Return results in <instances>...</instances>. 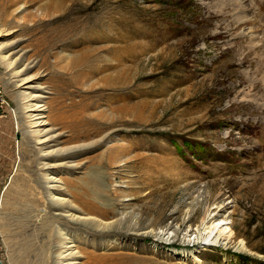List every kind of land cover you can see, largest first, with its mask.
<instances>
[{"label":"rangeland","instance_id":"rangeland-1","mask_svg":"<svg viewBox=\"0 0 264 264\" xmlns=\"http://www.w3.org/2000/svg\"><path fill=\"white\" fill-rule=\"evenodd\" d=\"M0 258L264 264V0H0Z\"/></svg>","mask_w":264,"mask_h":264},{"label":"bare ground","instance_id":"bare-ground-1","mask_svg":"<svg viewBox=\"0 0 264 264\" xmlns=\"http://www.w3.org/2000/svg\"><path fill=\"white\" fill-rule=\"evenodd\" d=\"M246 16V15H245ZM237 19L238 20H241V16L239 17H237ZM248 21V20H247ZM250 21V20H249ZM249 23V22H248ZM242 25V24H241ZM240 27V26H239ZM222 29V28H221ZM231 31V30H230ZM233 31V30H232ZM207 38H209V37H206V39ZM257 38V37H256ZM253 43V45H258V42H256V41H253L252 42ZM178 60L181 62V63H186V61L187 60H189L187 57H186V55H188V53H191V49L190 48H188V47H181L180 49H178ZM214 84V83H213ZM213 88H216L215 86H212L211 87V89L213 90ZM210 89V88H209ZM209 89L208 90H206L207 91V93L208 94H205L206 96H209V94H211V92H209ZM206 91H205V93H206ZM143 217V216H142ZM141 219V218H140ZM153 220V219H152ZM176 220H179V217H177L176 218ZM217 220H215V221H212L211 223H210V225L208 226V227H206L205 229H204V231H205V233H201L200 234V236H198L197 237V240L196 241H194V244L193 245H195L196 243H202V244H204V245H214V243H218V241H219V238H220V236L221 235H223V234H226V233H228L230 230H228L227 231V226L226 227H224V228H222L220 231V233L218 234L217 232H216V230H218L219 231V229L222 227V225L224 224V223H222V222H217L216 224H215V222H216ZM120 223H123V224H129L130 225V223H131V225H132V222L131 221H129V219H123V220H120ZM184 223V222H183ZM137 224H135V226H136ZM145 226V225H144ZM140 227H141V225H139V227H136V228H132V229H136V230H141L140 229ZM207 229H209V231H207ZM153 232H155L156 234H158V235H160V236H165L166 234H168V235H170V233H169V230H167V229H162L161 231H159V230H156V229H153L152 230ZM165 231H167L166 233H165ZM176 235V233L172 236V237H174ZM220 242V241H219Z\"/></svg>","mask_w":264,"mask_h":264},{"label":"water","instance_id":"water-1","mask_svg":"<svg viewBox=\"0 0 264 264\" xmlns=\"http://www.w3.org/2000/svg\"><path fill=\"white\" fill-rule=\"evenodd\" d=\"M0 264H3L1 258H0Z\"/></svg>","mask_w":264,"mask_h":264}]
</instances>
